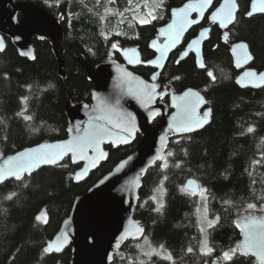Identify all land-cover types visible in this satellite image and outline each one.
<instances>
[{"label":"trees","instance_id":"1","mask_svg":"<svg viewBox=\"0 0 264 264\" xmlns=\"http://www.w3.org/2000/svg\"><path fill=\"white\" fill-rule=\"evenodd\" d=\"M16 1L36 3L61 19L64 40L71 46L61 54V76L49 40L34 38L35 56L28 59L20 56L9 37H4L5 49L0 52V159L22 148L68 136L69 99L90 103L93 89L77 52L81 61L96 66L122 62L121 49L136 46L142 59L148 60L154 55L149 41L170 19V9L187 0H164L153 21L130 25L120 19V14L131 16L129 7L137 0ZM251 1L238 0L227 42L223 41V31L212 27L203 47L204 69L197 67L193 54L177 61L178 50L167 61L160 75L164 88L175 92L196 88L211 108V119L199 131L171 136L163 160L143 176L134 216L145 228L144 236L124 242L111 264H208L213 260L260 264L238 250L242 232L236 217L247 212L264 213V87L237 85L239 71L230 50L232 43L245 41L253 56L250 66L264 70V14L249 17ZM219 2L216 0L214 7ZM107 8L116 13L105 14ZM208 24L207 14L184 37L180 49ZM135 71L148 79L154 69L139 66ZM139 140L138 135L129 145L106 146L108 159L83 182L75 181L73 175L80 164L68 156L57 165L40 167L0 184V264H70L71 246L50 253L45 251L46 242L69 216L75 198L133 153ZM189 178L199 182L207 196L209 216L217 219L208 232L210 253L201 250L198 196L184 188ZM160 189L164 199L158 205L153 195ZM143 238L153 247L166 250L170 258L145 253ZM225 252L231 259L224 258Z\"/></svg>","mask_w":264,"mask_h":264},{"label":"water","instance_id":"2","mask_svg":"<svg viewBox=\"0 0 264 264\" xmlns=\"http://www.w3.org/2000/svg\"><path fill=\"white\" fill-rule=\"evenodd\" d=\"M201 4L203 0H187L170 9V19L157 30L149 41L153 57L143 60L136 46L121 49L122 62L107 61L92 66L78 61L93 84L91 102L67 103L68 136L61 140L43 141L22 148L0 159V184L17 179L9 172L20 162L19 154L29 156L48 153L55 163H40L20 174V178L44 166L61 163L70 156L80 164L73 177L83 182L90 173L105 162L109 153L106 146H126L140 140L133 153L120 160L113 169L100 178L85 194L74 200L69 216L58 232L46 242L50 253H60L68 246L72 249L70 264H111L115 251L127 240L144 236L145 228L135 218L142 178L164 158L171 136L190 134L204 128L211 119V108L203 94L193 87L181 92L166 90L160 75L171 54L178 50L177 61L190 54L196 57L197 67L204 69L203 47L210 38L213 26L223 31V41H228V28L235 22L238 0H220L214 7ZM264 0H252L248 16L264 14ZM208 14L209 24L199 29L183 49L184 37L201 24ZM62 20L33 2L0 0V52L5 49L4 37H9L22 57L35 56L33 39H47L59 60V74L64 76L61 54L71 45L64 40ZM235 68L239 71L236 83L241 88L264 87V70L250 66L253 56L245 41L230 45ZM146 66L154 69L147 79L135 69ZM168 96V101L164 98ZM70 98V95H69ZM207 114V115H206ZM197 123L201 126L196 127ZM185 126L194 128L185 131ZM92 140L91 146L87 141ZM71 149V150H69ZM63 155L57 159L58 153ZM184 188L196 195L201 191L199 182L189 178ZM242 232L238 243L241 253L249 254L264 264L257 247H246L245 242L255 237L264 246V213L247 212L236 217ZM208 264H223L213 260Z\"/></svg>","mask_w":264,"mask_h":264},{"label":"rangeland","instance_id":"3","mask_svg":"<svg viewBox=\"0 0 264 264\" xmlns=\"http://www.w3.org/2000/svg\"><path fill=\"white\" fill-rule=\"evenodd\" d=\"M164 0H137L131 3V8L129 7V11L131 12V16H123L120 14V19L123 22H128V25L134 23H141V21H146L144 23H149L153 21L156 16H158L160 9L163 7ZM116 13L114 9H106L105 14ZM128 18V19H127ZM143 23V24H144ZM198 196V205H197V218L198 225L201 232V250L204 253H207V249L209 248L208 244V232L210 227H208L209 222H214L212 226L216 223V218H211L208 213L207 207V196L204 190L199 192ZM153 198L157 202L158 205L163 203L164 192L160 189L155 192ZM203 229V231H202ZM143 250L147 254H157L164 258H169V253L163 248H155L153 247L147 239L143 238L142 241Z\"/></svg>","mask_w":264,"mask_h":264},{"label":"snow or ice","instance_id":"4","mask_svg":"<svg viewBox=\"0 0 264 264\" xmlns=\"http://www.w3.org/2000/svg\"><path fill=\"white\" fill-rule=\"evenodd\" d=\"M212 0H203V3L201 4V8L203 7V4H208L211 5ZM262 11H264V9H262ZM251 15V13H249ZM142 23L146 22V21H141ZM113 47H115V45H113ZM208 75L210 77H213V79L215 78L213 76V74L211 72L208 73ZM207 115V114H206ZM26 119H31V117H26ZM201 125L199 123H197L196 127H200ZM194 128L192 127H187L185 126V131H193ZM249 132H252L253 129L249 128L248 129ZM88 146H91L92 140H88L87 142ZM71 150V149H69ZM21 157L20 162L16 165V168L14 171L9 172V175H14L17 179L20 178V174L24 171H27L29 168H35L38 167V165L40 163H55L56 159H50L49 158V154L48 153H40V154H36V155H32L29 156L28 160H24L23 157H25V153H21L19 154ZM63 155V153H58L56 155V158L59 159L61 156ZM249 207H254L253 205H249ZM214 222H209L208 227H212V224ZM203 231V229H202ZM245 246L246 247H257L260 250V254L262 257H264V246H262V242L261 241H257L255 237H250V239L248 241L245 242ZM49 249H45V251L47 252ZM189 251H191V249H189ZM207 251L210 253L212 251L211 248H208ZM233 250V253L234 254ZM170 258V257H169ZM224 258L225 259H231V254L229 252H225L224 253Z\"/></svg>","mask_w":264,"mask_h":264},{"label":"flooded vegetation","instance_id":"5","mask_svg":"<svg viewBox=\"0 0 264 264\" xmlns=\"http://www.w3.org/2000/svg\"><path fill=\"white\" fill-rule=\"evenodd\" d=\"M137 68H138V67H137ZM137 68H136V69H137ZM136 69H135V70H136ZM153 72H154V71H153ZM166 97L168 98V96H166ZM166 97H165V98H166ZM165 98H164V100H165ZM165 101H166V100H165ZM167 101H168V99H167Z\"/></svg>","mask_w":264,"mask_h":264}]
</instances>
